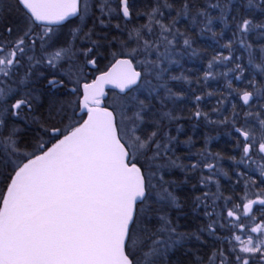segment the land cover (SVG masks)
<instances>
[{
  "label": "snow or ice",
  "instance_id": "1",
  "mask_svg": "<svg viewBox=\"0 0 264 264\" xmlns=\"http://www.w3.org/2000/svg\"><path fill=\"white\" fill-rule=\"evenodd\" d=\"M16 6L23 12V24L0 31V264H164L174 250L192 240L206 245L201 233L215 237L219 247L213 246L206 260L200 257L197 264H264V220L250 229L240 222L241 215L248 217L254 205L261 206L264 215V189L255 199H247V189L257 180L244 172L235 173L244 180L245 197L236 198L241 203L211 192L193 197L194 206H202L209 221L203 228L182 232L171 219L169 210L180 205L175 181L166 179L170 170L179 169L187 177L208 169L210 174L198 180L205 187L217 172H223L205 162L222 158L207 148L188 155L189 160L192 155L200 159L183 163L176 155L177 138L163 124L165 117L169 121L177 117L152 111L151 99L163 102L161 91L167 97L177 95L168 80L183 78L166 79L169 69L162 66L165 60L173 62L175 37L182 35L175 29V18L164 23L161 9L173 5L153 0L138 11L136 0H16ZM193 7L184 0L177 15H188ZM246 7L252 17H240L241 37L253 30L264 37V19L254 18L257 9L264 15V0H247ZM209 8L221 5L196 9L207 25L212 22ZM12 10L9 5L4 12L10 15ZM77 16L83 21L92 19V27L84 31L77 26L70 32V41L52 49L54 26ZM141 16L148 22L132 29L127 23L123 29L120 23H112L114 17L131 22ZM97 26L115 29L120 36L109 39L108 33L96 31ZM77 40L89 46L78 47ZM239 42L248 50L249 63L264 74V44L258 45L257 53L253 44L243 38ZM183 43L190 45V40L185 38ZM226 47L231 48V42ZM105 48L107 53L101 51ZM105 58L115 61L111 69L88 81L89 70L98 71V60ZM44 66L55 70L51 78L39 71ZM236 70L244 71L240 64ZM211 75L206 72L205 78ZM41 78L51 89L66 88L73 96L82 91V96L77 100L53 96L40 111L42 104L33 84ZM108 84L123 95L104 106ZM249 86L256 91L243 92L245 105L254 95L264 96V88L257 87L255 80ZM141 92L147 93V102L137 94ZM194 115L206 114L196 111ZM237 115L233 114L234 126ZM244 116V126L235 127L241 137L236 143L241 155L229 159L249 168L255 164L264 184V104ZM12 118L22 119L25 127L10 122ZM214 182L219 185L218 180ZM218 199L224 204L218 205ZM217 229L230 235L221 237Z\"/></svg>",
  "mask_w": 264,
  "mask_h": 264
},
{
  "label": "trees",
  "instance_id": "2",
  "mask_svg": "<svg viewBox=\"0 0 264 264\" xmlns=\"http://www.w3.org/2000/svg\"><path fill=\"white\" fill-rule=\"evenodd\" d=\"M5 1L4 10L8 5H11L13 10L10 15L4 12L3 18H0V31L6 26L10 25L15 28L18 23L23 24L24 22L23 12L16 6V0ZM167 2L173 5V7L161 9L164 13V23H168L169 20L175 18V29H178L182 35L175 37V43L172 46V53L170 56L173 62L169 63L165 60L162 66L169 69L168 73L165 74L166 79L169 76L183 78L179 80H168V86L177 95L167 97L166 94L161 91L160 96L164 97L163 102H161L160 98L151 99V105L153 106L152 111L153 113L156 112L159 114L171 113L172 116L177 117V119L171 121L165 117L163 119V124L165 128H178L180 130L177 133L172 130L175 133H170L177 138L176 143L174 142V146L176 152L181 153H176V155L182 158L183 163L192 162L191 159L195 156L192 155L190 160L188 156L185 159L187 151H192L191 153L195 154V152L202 150L203 146L200 144V140H204L202 139V135L207 138L209 142V151L211 153H219L222 157L219 161H213L217 162L216 164L220 163L219 166L223 172L227 173V175H222V172H217L215 176H217L221 184L219 188L216 186L214 188L213 186V190H208L207 192L217 193V195H222L223 197H226V195L228 197L231 196L234 198V203H241V201L236 198L245 197L246 190L244 180L240 179L235 173L244 172L247 177H250V172L257 169L255 164L251 165V168H249L242 164L238 165L233 160L229 159V157L232 156L239 159L241 155V151L236 148V143L238 140H241V137L235 132V127L244 126V113L248 110L257 111L258 106L264 104V96L255 95L254 101L249 105H245L241 101L240 95L244 91H252L255 93L256 89L249 86V81L251 80L257 82V87L264 88V74H262L260 69L256 68L254 64L249 63L248 50L239 41L243 38L246 43L253 44L255 51L258 53V45L264 44V37L258 36L257 30H253L241 37V33L237 29V24L241 16L252 17V13H250L246 7L247 0H189V3L194 7L188 15L181 14L179 16L177 13L181 11L184 0H167ZM138 3L141 4L139 11H142L145 10L146 5L152 4L153 0H139ZM210 4H220L221 8L208 9L212 22L210 25H207V21L203 16L196 15V9H202ZM222 8L224 9L223 14ZM254 18L259 21L264 19V15H261L257 9L255 10ZM147 22L148 20L145 16L139 18L135 17L131 22H125L122 18L117 19L115 17L112 20L113 24L120 23L122 29L125 28L126 23L127 28L132 29L133 27L146 24ZM91 25H93V23ZM77 26L84 27V31L88 30L85 26L81 25L80 17L77 16L62 25L55 26V32L59 31V34L62 33L64 36H69L71 38L70 32ZM37 30L40 31L41 29L38 28ZM14 33L15 31L13 34ZM99 33H108L109 39H111L112 36H120V33L115 29L104 28L100 30ZM93 38L96 39L97 37L94 36ZM124 38H126V33ZM148 38L153 39L154 37L149 36ZM168 38L173 39L172 36ZM185 38L190 40V45H184L183 40ZM56 39L57 37L55 40ZM230 42L231 48L226 47ZM88 46L89 45L85 43L81 44L79 47ZM113 47H115V45ZM101 51L107 53L108 50L106 51L105 48ZM161 51H163V48H161ZM225 56L229 57V59H214V57ZM151 59H155V56H152ZM111 61L112 60L109 58L98 60V71L105 70ZM210 62L211 67H209ZM256 62H259V57H257ZM236 64H240L244 69L242 74L239 70H236ZM206 72H211L212 75L205 78ZM238 76L240 79H237ZM65 83L67 84V81H65ZM153 83H155L154 80ZM33 86L37 89L36 95L41 99L40 103L42 107L40 111H44L47 108L48 100L53 96L59 100H63L62 98L65 96H73L65 92V88H49L44 78L35 81ZM144 96L145 98L142 99H145L147 102V93ZM197 96L201 97L199 101L196 100ZM105 104L107 106L110 105L107 101H105ZM196 111H200L202 114L206 115L196 117L194 115ZM77 112H79V108H77ZM234 113L238 114L235 126L232 123ZM24 114L25 113L22 112L21 116ZM80 114L84 115L83 113ZM158 119H160V117ZM221 121H226V123H221ZM11 122L20 125L22 128L25 127L22 119L12 118ZM192 127L196 131H191L190 129ZM25 130L29 133L31 132V129ZM184 141H188V143H184ZM200 172L201 171L198 170L195 173H189L186 177L185 173L181 172L179 169H174L172 175L166 176V179L175 181L174 188L179 198L180 207L172 208L169 211H171V219L178 225V230L182 232H195L197 228H203L209 222L204 220L198 226L195 221V212L201 208H197L193 204V197L197 195V191L194 189L198 186ZM224 178H227L228 182H226L227 180L225 181ZM183 181L184 184H182ZM194 185L195 188L192 187ZM190 187L191 189H189ZM201 194L202 192L199 191L198 195ZM256 194V185L250 186L247 189V199ZM247 199L243 200V202H246ZM216 203L218 205H223L224 200L218 199ZM229 207H232V204H229ZM217 211L219 212V209H217ZM178 212H182L183 214L178 215ZM253 215L256 216L258 214L253 212L248 217L241 215L240 222L248 225L249 229L254 227L259 221H252L250 217ZM260 220H264V215L260 216ZM156 224H153V226ZM208 234L209 233H201V236L209 239ZM217 234L224 237L225 233L223 230L217 229ZM252 235L255 237L256 233ZM244 238L246 239V235ZM208 245L207 242L206 245H202L201 243L195 245L192 240V243L189 242L183 247L174 250L164 264H197L198 258L206 257Z\"/></svg>",
  "mask_w": 264,
  "mask_h": 264
},
{
  "label": "rangeland",
  "instance_id": "3",
  "mask_svg": "<svg viewBox=\"0 0 264 264\" xmlns=\"http://www.w3.org/2000/svg\"><path fill=\"white\" fill-rule=\"evenodd\" d=\"M136 1H138L139 2V0H136ZM5 4H6V1L5 0H0V18H3V15H4V8H5ZM139 5H141L140 3H138ZM9 6V5H8ZM98 14V13H97ZM164 14V13H163ZM1 21V20H0ZM80 22H81V25L82 26H85V28H90V27H92V23H93V20L92 19H87L86 21H83V20H81L80 19ZM97 30V32L99 33L100 32V30H102V29H104L103 27H100V26H97V28H96ZM87 31V30H86ZM16 35V33H14L13 34V37ZM57 37V39L55 40V38ZM68 37V38H67ZM67 38V39H66ZM9 39H11V37H9ZM95 39V38H94ZM65 40H67V41H70L71 40V38L69 37V36H64L62 33H60L59 34V31L58 32H55V35H54V37H53V43H52V49H56L57 47H59L60 45H63V44H65V42H67V41H65ZM76 44H77V46L79 47L80 45H81V43L79 42V40H77L76 41ZM108 49L106 48V51H107ZM82 59V58H81ZM111 60V59H110ZM64 65V66H63ZM61 67L62 68H66L67 67V65L66 64H62L61 65ZM22 71V70H21ZM39 71L40 72H43L44 73V76L46 75V77L47 78H51V75H52V73L55 71V70H53V69H49V68H47L46 66H44V67H41L40 69H39ZM59 77V76H58ZM59 79V78H58ZM46 80V79H45ZM132 93H129V95H131ZM138 95H139V97H140V99H142V98H145V94H146V92H141V93H137ZM121 95H123L122 93H120L119 91H110L109 92V94L107 95V97H105L103 100L104 101H107L109 104H111L112 102H114L119 96H121ZM70 97V100H75L74 98H75V96H69ZM149 99V98H148ZM39 101H41V99H39ZM11 102V101H10ZM249 111V110H248ZM247 111V112H248ZM156 113V112H155ZM160 117V115H157L155 118L156 119H158ZM11 122V121H10ZM165 129H167L169 132H179V131H177V129L178 128H175V129H173V128H165ZM172 130H174V131H172ZM191 131H193L194 129H193V127L190 129ZM194 131H196V130H194ZM174 132V133H175ZM202 139H204V140H200V144L203 146V149H205V148H207L208 150H209V142H208V140H207V138L206 137H204L203 135H202ZM176 143V142H175ZM182 146H183V144H182ZM202 149V150H203ZM192 151H187V155L185 156V159L187 158V156L189 155V153H191ZM199 152V151H198ZM198 152H195V153H198ZM176 153H178V154H180L181 152H176ZM184 153H185V151H184ZM195 157L194 158H192L191 159V161L192 162H195L197 159H200V157L199 156H197V155H194ZM205 162H209V163H213V164H215L216 165V168L217 167H219V168H217V169H221V167L219 166L220 165V163H218V164H216L217 162H214L213 160H208V161H205ZM171 171V175H172V172L174 171V169H172V170H170ZM224 172H222V175H224L223 174ZM200 174V176L201 175H204V176H207V175H209L210 174V172H209V170L208 169H203V171L202 172H200L199 173ZM180 175V174H179ZM216 175V174H215ZM214 175V181L215 180H218V178H217V176H215ZM176 176V175H175ZM199 176V177H200ZM180 177H181V175H180ZM199 177H198V180H199ZM224 179H226V178H224ZM212 182V183H210L209 184V186L208 187H205V186H202V185H200L199 183H198V188H202V190H203V192L205 191V192H207L208 191V189L207 188H211L212 186H214V188H215V186L216 187H218L219 188V185L221 184L220 183V180H218L219 181V185H216L215 184V182ZM182 184H184V181H183V183ZM181 184V185H182ZM193 187V186H192ZM176 194V193H175ZM180 205V204H179ZM180 207V206H179ZM170 214H171V211H170ZM183 213L182 212H178V215H182ZM175 216V215H174ZM184 216V215H183ZM178 219V218H177ZM153 224H156V221L154 220L153 221ZM259 234H256V236H258ZM255 236V237H256ZM208 237H209V239H207L206 237L204 238V237H202V240L203 241H205V242H207V244H209L208 246H207V251H206V257H205V260H206V258H207V254L212 250V247L213 246H216V247H219V242L218 241H216V239H215V237H211V235L210 234H208ZM194 241V244L195 245H198V244H200L198 241H196V240H193ZM191 243H192V241H191ZM198 243V244H197ZM203 245V244H202ZM199 259V258H198ZM198 261V260H197Z\"/></svg>",
  "mask_w": 264,
  "mask_h": 264
},
{
  "label": "flooded vegetation",
  "instance_id": "4",
  "mask_svg": "<svg viewBox=\"0 0 264 264\" xmlns=\"http://www.w3.org/2000/svg\"><path fill=\"white\" fill-rule=\"evenodd\" d=\"M139 7H140V5L138 4V1H136V8H137V10L139 11ZM135 18V17H134ZM55 27V26H54ZM113 62V60L108 64V66L111 64ZM108 66L106 67V69L108 68ZM105 69V70H106ZM102 71H104V70H101V71H96L95 69H91V70H89V75L87 76V79H88V81H90L91 79H93V78H95V76L99 73V72H102ZM57 78H59V79H64V77L63 76H61V77H57ZM81 82H83V81H81ZM64 91L65 92H67L66 91V88L64 89ZM80 96H82V91L80 92V93H78L76 96H75V100H77L78 99V97H80ZM63 100H70V97H68V96H65V97H63L62 98ZM251 173V176L250 177H252V178H255L256 180H257V184H256V190H257V193H259L262 189H264V184H261L260 183V177H259V172L257 171V170H253V172H250ZM227 180V178L225 179V181ZM226 182H228V180L226 181ZM189 189H191V187L189 188ZM208 190H210V191H212L213 190V186L211 187V188H207ZM194 190H196L197 191V195H198V193H199V191H201L202 193H204L203 192V190H202V188H200V189H198L197 187H196V189H194ZM213 193V192H212ZM196 195V196H197ZM226 197H228L227 195H226ZM256 198V195L255 196H253V197H250V198H248V199H255ZM247 202V201H246ZM227 207H229V204L227 205ZM203 211H204V209H203V207L201 206V208H199V210L198 211H196L195 212V216H196V218H195V221H196V223H197V225L199 226L204 220L207 222L208 221V218H206L205 216H203ZM253 212H256L258 215H256L255 217H256V221H259V223H260V216H262V214H261V206H259V205H254V207H253ZM252 212V213H253ZM202 214V215H201ZM251 215V214H250ZM230 219V218H229ZM224 236H228V235H230V233H228V232H225L224 231ZM211 237H212V235H211Z\"/></svg>",
  "mask_w": 264,
  "mask_h": 264
},
{
  "label": "water",
  "instance_id": "5",
  "mask_svg": "<svg viewBox=\"0 0 264 264\" xmlns=\"http://www.w3.org/2000/svg\"><path fill=\"white\" fill-rule=\"evenodd\" d=\"M72 18H74V17H71V18H69V19H72ZM67 21H68V20H67ZM65 22H66V21L62 22L61 24L65 23ZM113 63H115V61H113V62L110 64V66H109L106 70H104V71H102V72L109 71V70L111 69V65H112ZM136 70H137V71H141V69L138 68V67H137ZM100 73H101V72H99L97 75H99ZM109 90H117V91H120L118 88L115 87V85H111V84L105 85V87H104L105 97H107V95H108V91H109ZM249 92H252V91H249ZM242 94H243V93H242ZM242 94L240 95V98H241V101L243 102V100H242ZM105 97H104V98H105ZM254 98H255V95L253 96V99L250 100L249 104H250L252 101H254ZM103 105L106 106L104 100H103ZM84 118H86V115H85Z\"/></svg>",
  "mask_w": 264,
  "mask_h": 264
}]
</instances>
